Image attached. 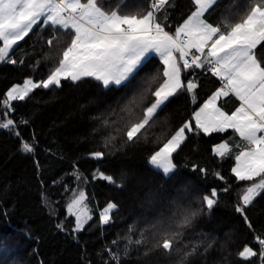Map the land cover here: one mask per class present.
I'll return each mask as SVG.
<instances>
[{"label":"trees","instance_id":"1","mask_svg":"<svg viewBox=\"0 0 264 264\" xmlns=\"http://www.w3.org/2000/svg\"><path fill=\"white\" fill-rule=\"evenodd\" d=\"M138 2L147 7V0ZM230 3L231 0H220L206 14L208 21L217 23L224 6ZM236 3L242 10L245 0ZM193 10L191 0H175V8L168 7L166 13V30L174 32ZM50 35L46 30L40 39L34 30L14 53L13 58L24 59L23 64L0 63V101L13 84L26 78L35 81L46 78L59 59L58 49L63 46L49 49L45 40ZM149 60L128 88L113 86L106 90L86 78L75 85L62 82L61 89H36L25 101L12 102L14 111L8 118L16 122L15 131L20 135L0 129V264L5 261L6 264H105L110 260L106 253L110 247L121 253V264H175L176 254L168 256L163 250L144 257L151 242L138 251L137 246L130 247L129 254L124 256L122 237L132 224L138 230L154 224L163 227L158 224L160 217H168L170 211L177 210L198 212L177 244L181 248L187 245L185 251L197 249L186 264H258L257 258L242 260L238 252L246 244L258 249L254 236L264 238V194L245 209L252 225L249 229L244 217L236 211L249 182H237L231 173L234 155L220 158L213 154L214 145L222 141L229 143L233 154L238 150L236 145H242L232 130L210 135L187 134L186 141L174 154L177 170L169 179L147 163L163 140L191 120L193 111L221 86L216 77L203 70L183 72L185 84L188 80L198 84L195 101L187 91L179 92L159 113L156 123L142 130L137 142L121 147L123 133L117 132L125 123L121 108L133 95L143 92L152 75L162 71L158 58ZM151 99L147 96L145 104ZM226 99L223 97L221 104ZM237 102L232 98L225 103V110L231 111ZM4 119L0 109V122ZM109 134L117 136L115 147L110 150L103 148ZM21 138L34 144V153L23 155L18 151ZM97 150L108 154L103 160H96L90 154ZM77 169L79 181L74 179ZM97 169L113 175L118 184L123 175L131 179L124 181L122 188L92 180ZM216 173L225 179H219ZM226 186L229 191L225 193L222 189ZM213 188L219 193L218 203L209 211L202 197ZM73 189L87 193L86 202L93 214V221L76 234H72L75 218L66 211ZM108 202H115L118 209L113 213V222L102 227L99 211ZM57 224H63L64 230L58 229ZM145 235L150 236V232ZM114 239L120 243L113 246ZM209 243L212 246L205 251Z\"/></svg>","mask_w":264,"mask_h":264},{"label":"snow or ice","instance_id":"2","mask_svg":"<svg viewBox=\"0 0 264 264\" xmlns=\"http://www.w3.org/2000/svg\"><path fill=\"white\" fill-rule=\"evenodd\" d=\"M191 3L194 10L172 32L166 30V13L168 7L175 8V0H147V7L138 0H0V63L23 64L24 59L13 58L14 53L34 30L40 39L46 30L51 32L45 40L49 49L63 45L58 49V61L46 78L39 81L26 78L23 85H14L7 91L0 101L5 117L0 122V129L12 131L19 137V132L15 131L16 122L8 118L14 111L12 102L25 101L36 89H61L62 82L75 85L86 78L98 82L106 90L113 86L128 88L146 62H150L149 57L158 58L162 71L152 75L143 92L133 95L121 108L125 114L121 119L125 123L117 132L123 133V147L137 142L142 130L156 123L159 113L179 92L187 91L195 101L198 84L195 80H188L185 84L183 72L203 70L211 73L221 86L193 111L191 120L163 140L147 163L169 179L177 170L174 154L186 141L187 134L202 132L210 135L232 130L242 145H236L238 150L233 154L229 143L221 142L214 146L213 154L220 158L234 155L231 173L237 182H249L242 191L236 211L251 229L245 209L264 194V0H245L242 10L236 0H231L215 24L208 21L206 14L220 0H191ZM157 81L159 83L153 88ZM149 95L152 99L145 104ZM229 95L239 101L231 112L218 106V101ZM103 123L108 125L107 120ZM116 140L117 136L109 134L103 141V148H114ZM18 151L30 155L35 147L32 142L21 138ZM106 154V151L97 150L90 155L103 160ZM215 175L225 179L220 173ZM74 179L81 180L78 169ZM130 179L123 175L118 184L113 175L100 169L92 174V180H103L121 188L124 181ZM84 181L87 183V177ZM222 191L228 192L229 187ZM73 193L66 211L75 218L72 234H76L93 221V214L86 203L87 193L75 189ZM218 195L215 188L210 194L203 195L207 210L211 211L218 203ZM117 209L115 202H108L99 211L100 226L110 225ZM196 215L198 212L191 210L170 211L168 217L162 215L158 221L163 227L154 224L151 228L138 230L135 224L130 225L128 234L122 237L125 242L123 255L129 254L130 247L137 246L138 251L139 247H146L151 242V247H146L143 253L144 257L163 250L168 256L176 254L175 264H186L197 249L193 247L185 251L187 245L181 248L177 244ZM57 228L64 230L63 224H57ZM146 232H150V236L145 235ZM119 243L117 239L111 241L113 246ZM254 243L258 249L246 244L238 252V257L244 261L257 258L258 264H264V238L256 235ZM211 246L209 243L205 251ZM106 253L110 260L105 264H121L120 252L110 247Z\"/></svg>","mask_w":264,"mask_h":264},{"label":"crops","instance_id":"3","mask_svg":"<svg viewBox=\"0 0 264 264\" xmlns=\"http://www.w3.org/2000/svg\"><path fill=\"white\" fill-rule=\"evenodd\" d=\"M211 96V95H210ZM223 98V97H222ZM221 98V99H222ZM232 98L233 99H236L234 96H232V95H229L228 97H227V99L224 101V103L222 102V104H221V99L218 101V106H220V107H222L224 110H225V103H227V102H230L231 100H232ZM203 104V103H202ZM238 104H239V101L237 102V105H235L233 108H232V110L231 111H233L234 109H235V107H237L238 106ZM198 109V108H197ZM231 111H229V112H231ZM222 142H225V141H222ZM219 143H221V142H219ZM219 143H217V144H215L214 146H216V145H218ZM214 148V147H213Z\"/></svg>","mask_w":264,"mask_h":264},{"label":"rangeland","instance_id":"4","mask_svg":"<svg viewBox=\"0 0 264 264\" xmlns=\"http://www.w3.org/2000/svg\"><path fill=\"white\" fill-rule=\"evenodd\" d=\"M34 81H35V80H34ZM17 84H19V85H23V82H22V83H16V84H13L11 87H13L14 85H17ZM11 87H9V89H10ZM9 89H8V90H9ZM8 90H7V91H8ZM7 91H6V93H7ZM86 203H87V202H86Z\"/></svg>","mask_w":264,"mask_h":264}]
</instances>
